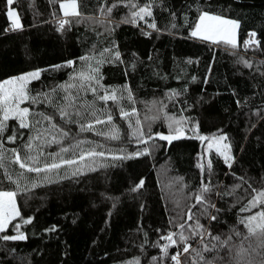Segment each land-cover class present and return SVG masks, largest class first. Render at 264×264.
Segmentation results:
<instances>
[{
    "label": "trees",
    "instance_id": "16d2710c",
    "mask_svg": "<svg viewBox=\"0 0 264 264\" xmlns=\"http://www.w3.org/2000/svg\"><path fill=\"white\" fill-rule=\"evenodd\" d=\"M62 2L65 0H16L8 5L0 0V81L44 69L40 79L29 87L33 94L51 91L69 82L83 64L80 57L114 48L121 53V60H106L100 68L101 84L108 89L131 88L135 104L124 100L119 107L137 109L145 139L157 132L169 134L166 120H144L145 116L157 115L159 105H153V101H164L169 115L190 118L188 127L198 123L199 130L187 131L186 137L171 143L155 137L143 144L132 137V129L120 119L118 106L111 101L107 107L121 130V139L80 133L77 125H68L76 139L103 145L96 150L104 151L105 156L92 158L87 167L81 165L77 175L72 174L74 167L61 169L58 175L49 174L51 179L36 187L32 186L35 174H27L30 179L25 182L26 191H18L0 176V191H17L21 216L32 218L30 224L20 218L12 222L19 224L26 239H0V264H128L136 258L140 264H154L152 258L161 256L160 248L154 245L166 243L159 238L174 230L169 221L178 210L175 201L181 194L196 191L206 177L221 191L240 183L239 176L253 187L264 186V65L259 64L264 61V0H157L153 11L160 31L148 28L143 21L139 27L90 20L77 23L70 16L64 17ZM78 4L84 16L100 15L97 0H78ZM9 7L17 11L21 28L11 27L6 14ZM198 7L239 22L236 49L191 36ZM128 11L125 7L114 9L112 19L119 21ZM61 18L73 22L61 30ZM172 23L177 27H171ZM252 32L256 33L253 39L260 42L259 48L245 49L244 42ZM241 58L254 67H245L239 62ZM69 61L76 65L67 66ZM173 90L181 94L169 100ZM62 95L59 90L54 94L57 99ZM86 99L93 97L89 93ZM102 106L97 102L96 107ZM34 107L51 111L47 105ZM16 123L8 122L5 135L11 134ZM16 131L23 132L25 139L30 135L27 130ZM221 133L226 134L234 157L231 168L219 154H205L208 140L194 138ZM21 143L18 139L6 147ZM144 148L149 155H134ZM58 149L53 145L46 151ZM125 155L128 158H113ZM209 156L210 177L199 167ZM18 170L16 165L10 169L14 174ZM140 180L143 187L131 191ZM181 185H185L183 193ZM236 197H240L239 202ZM213 200L221 209L217 221L210 222L213 234H227L233 228L244 231L239 221L250 213L239 211L243 190L238 189L235 196L215 195ZM52 226L56 230L48 231ZM15 234L17 229L10 224L0 236Z\"/></svg>",
    "mask_w": 264,
    "mask_h": 264
},
{
    "label": "snow or ice",
    "instance_id": "6c2138e0",
    "mask_svg": "<svg viewBox=\"0 0 264 264\" xmlns=\"http://www.w3.org/2000/svg\"><path fill=\"white\" fill-rule=\"evenodd\" d=\"M16 0H6L8 5H12ZM56 3L59 0H50ZM195 3V0H193ZM99 16H84L79 10L78 0H65L60 3L64 17H72L79 23L85 20L94 23L116 25L135 24L139 27L143 21L148 28L154 31H160L155 22L154 7L157 0H97ZM125 7L129 11L119 21L112 19L114 9ZM199 15L192 25L191 36L198 37L203 41H210L213 44L231 46L233 49L238 47L237 29L239 22L228 19L223 15L212 13L203 8H197ZM7 16L11 18V27L19 29L22 27L19 15L15 10L7 11ZM171 15L175 18V12ZM150 18V19H146ZM71 19L61 18L59 27L61 30L65 25H70ZM175 28V23L171 24ZM114 30V29H113ZM151 35V33H145ZM256 33L249 34V39L244 42L245 49L255 46L259 48V40H254ZM83 61L82 66L70 78L69 82L60 84L51 91H41L33 94L29 85L39 80L44 69H37L31 72L23 73L0 81V176L16 186L18 191H26V181L30 179L27 174H35L36 180L32 181V186H39L40 183L50 180L49 174H59L61 169L67 171L74 167L73 175L80 173L81 165L87 167L94 157L105 156L104 151H97L102 148L94 141L76 139L68 125H77L80 133H94L97 136H104L106 139H121V130L114 122V115L108 102L118 106V115L120 119L126 121L128 127L132 129V137L138 142L147 144L153 139L148 135L145 139L143 121L140 113L133 106L130 109L119 107L121 101L127 100L134 105L135 100L131 88L124 86L120 89H108L101 84L102 75L101 66L112 60H121V53L114 48L102 49L98 54H89L79 58ZM240 63L247 68H253L254 65L249 60L241 58ZM264 65V61L259 62ZM76 65L75 61H69V67ZM59 68L60 66H55ZM134 68L135 65H132ZM259 70V69H257ZM264 75V73H261ZM63 95L55 98L57 91ZM102 90V91H101ZM91 94L93 99L88 100L86 96ZM181 93L175 90L168 94V99L179 96ZM97 102H102V107H96ZM153 105H159L157 115L152 117L145 116L144 120L164 119L168 122L169 134L157 132L155 137L160 140L171 143L173 140H179L186 137L187 131L198 133V123L188 127L191 124L190 118L184 116L169 115L167 104L164 101H153ZM239 103V101H237ZM27 105V106H23ZM47 105L51 111L45 112L38 110L34 106ZM133 117L135 120L133 121ZM16 121V125L9 132L8 122ZM63 122V123H61ZM97 126H107V128H98ZM27 130L30 135L24 138V133H17L16 129ZM192 138V137H188ZM194 138L201 141L209 140L207 149L210 152L215 145L217 154L223 157L224 162L229 168L232 167L234 157L230 154V145L221 144L226 141V134L207 137L196 135ZM20 139L22 143L15 148H8V144H16ZM89 147L85 148V144ZM53 145L59 146L58 151L48 152ZM94 145V146H92ZM148 148L141 152L134 153L135 156L149 155ZM126 159L127 155L122 157H113ZM13 165L18 166V171H10ZM202 171H205L210 177L212 169V159L209 156L205 163L199 165ZM232 175L235 176V173ZM237 179L240 183L234 184L230 189L221 191L216 188L210 178L202 180L200 187L189 195L181 194L180 199L176 200L174 218L169 221L174 230L167 231L159 239L166 243L157 242L154 246L160 248L161 256L153 257L154 264H159L164 260L171 264H264V186L253 187L244 176ZM143 180L131 189L138 191L143 187ZM247 185V187H245ZM185 185H181V193ZM238 189L243 190L244 202L241 203L239 211L241 213H250L241 217L239 223L244 231L233 228L227 234H213L210 222L217 221L221 209L217 207L213 196L233 195ZM17 191H0V233L6 231L8 225L17 229L15 235H3V240H23L26 236L19 231V224L12 222L20 218L24 224H30L32 218L21 216L17 205ZM181 200L184 201L181 204ZM237 202L240 197H236ZM190 201V202H189ZM258 209V211H253ZM205 222L202 223L201 220ZM52 226L48 231H55ZM170 249H174L170 253ZM128 264H140L139 258H136Z\"/></svg>",
    "mask_w": 264,
    "mask_h": 264
},
{
    "label": "rangeland",
    "instance_id": "374dc122",
    "mask_svg": "<svg viewBox=\"0 0 264 264\" xmlns=\"http://www.w3.org/2000/svg\"><path fill=\"white\" fill-rule=\"evenodd\" d=\"M9 10H15V9H12V8H8V10L7 11H9ZM16 11V10H15ZM62 12H63V10H62ZM8 17V16H7ZM8 19H9V21L11 22V18L10 17H8ZM20 19V18H19ZM21 23V22H20ZM237 31V30H236ZM198 38V37H197ZM207 42H210V41H207ZM210 43H212V42H210ZM210 141L208 140V141H205V145H204V152H205V154L206 155H208V153H209V151H208V149H207V144L209 143ZM229 144L228 142H227V140L226 141H221V144L223 145V144ZM211 151H213V152H215L216 153V151H215V145L213 146V148H212V150ZM210 151V152H211ZM230 154L232 155V151H231V147H230ZM222 157V156H221ZM223 158V157H222ZM7 228V227H6Z\"/></svg>",
    "mask_w": 264,
    "mask_h": 264
},
{
    "label": "water",
    "instance_id": "95a60500",
    "mask_svg": "<svg viewBox=\"0 0 264 264\" xmlns=\"http://www.w3.org/2000/svg\"><path fill=\"white\" fill-rule=\"evenodd\" d=\"M154 138L153 139H155V136L154 135H152ZM172 142V141H171Z\"/></svg>",
    "mask_w": 264,
    "mask_h": 264
}]
</instances>
